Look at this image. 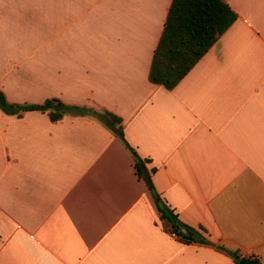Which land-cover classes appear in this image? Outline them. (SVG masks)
<instances>
[{"label":"crops","instance_id":"crops-1","mask_svg":"<svg viewBox=\"0 0 264 264\" xmlns=\"http://www.w3.org/2000/svg\"><path fill=\"white\" fill-rule=\"evenodd\" d=\"M171 89L149 72L172 0H0L9 103L108 111L212 244L172 237L133 154L95 116L0 107V264H264V0Z\"/></svg>","mask_w":264,"mask_h":264},{"label":"trees","instance_id":"trees-1","mask_svg":"<svg viewBox=\"0 0 264 264\" xmlns=\"http://www.w3.org/2000/svg\"><path fill=\"white\" fill-rule=\"evenodd\" d=\"M235 19V12L225 0H172L162 36L153 56L150 80L164 85L167 89L173 88ZM0 107L12 112L48 110L52 121L62 117L69 109H77L95 116L107 125L133 154L137 174L145 181L154 197L161 218L171 224V231L185 243L212 244L204 235V228L197 229L179 220L161 198L151 180L154 168H148V160L141 158L127 142L118 116L108 111L68 106L56 98L47 99L41 104L17 105L7 102L1 91ZM182 228L186 231L183 232ZM219 250L230 255L236 264H262L255 257H245L236 251L229 252L223 248Z\"/></svg>","mask_w":264,"mask_h":264},{"label":"built area","instance_id":"built-area-1","mask_svg":"<svg viewBox=\"0 0 264 264\" xmlns=\"http://www.w3.org/2000/svg\"><path fill=\"white\" fill-rule=\"evenodd\" d=\"M170 235H171L172 237H178V235H177L175 232H173V231L170 232Z\"/></svg>","mask_w":264,"mask_h":264},{"label":"water","instance_id":"water-1","mask_svg":"<svg viewBox=\"0 0 264 264\" xmlns=\"http://www.w3.org/2000/svg\"><path fill=\"white\" fill-rule=\"evenodd\" d=\"M182 231H183V232H185V231H186V229H185V228H182Z\"/></svg>","mask_w":264,"mask_h":264}]
</instances>
